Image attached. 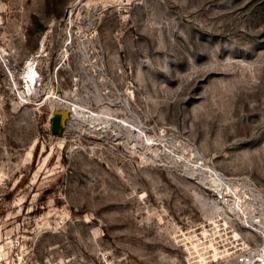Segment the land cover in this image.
I'll return each mask as SVG.
<instances>
[{
    "label": "rangeland",
    "instance_id": "obj_1",
    "mask_svg": "<svg viewBox=\"0 0 264 264\" xmlns=\"http://www.w3.org/2000/svg\"><path fill=\"white\" fill-rule=\"evenodd\" d=\"M1 12V39L27 54L48 31L61 57L38 97L5 105L0 264L264 262V0ZM57 101L81 114L58 134Z\"/></svg>",
    "mask_w": 264,
    "mask_h": 264
},
{
    "label": "built area",
    "instance_id": "obj_2",
    "mask_svg": "<svg viewBox=\"0 0 264 264\" xmlns=\"http://www.w3.org/2000/svg\"><path fill=\"white\" fill-rule=\"evenodd\" d=\"M0 0V29L5 24L4 16L1 12ZM61 52L54 42L48 38V31L43 33L37 44V48L27 54L23 53L19 44L7 43L0 38V148L5 125V105L8 101L19 100L23 104L30 103L32 99L38 97L44 89V85L54 82L50 76L52 70L50 61L52 58L58 62ZM52 89L50 90L51 93ZM46 97H49L46 96ZM40 106L44 102L38 103ZM75 104L57 101L53 104L48 116V127L57 109H69L70 116H74ZM68 118V120H69ZM67 120V121H68ZM221 176V175H220ZM216 185H220L224 178L217 177ZM9 192L8 178L0 173V203L7 199ZM44 264H63L59 261L48 260ZM94 264H125L121 258L105 252Z\"/></svg>",
    "mask_w": 264,
    "mask_h": 264
},
{
    "label": "water",
    "instance_id": "obj_3",
    "mask_svg": "<svg viewBox=\"0 0 264 264\" xmlns=\"http://www.w3.org/2000/svg\"><path fill=\"white\" fill-rule=\"evenodd\" d=\"M70 116L69 109H57L54 112L52 118V130L54 133L58 134L66 126V122Z\"/></svg>",
    "mask_w": 264,
    "mask_h": 264
},
{
    "label": "bare ground",
    "instance_id": "obj_4",
    "mask_svg": "<svg viewBox=\"0 0 264 264\" xmlns=\"http://www.w3.org/2000/svg\"><path fill=\"white\" fill-rule=\"evenodd\" d=\"M1 4H2V2H1ZM75 113H76L78 116L81 115V114L77 111V107H76V106H75V111L73 112V114H75ZM83 115H85V114H83ZM0 173H1V172H0ZM211 176H212V178H213V181H215V182L217 181V179H218L217 177H218V176L221 177L220 174L217 173V172H216V173H212ZM256 259H257V258H256L255 256L252 255L250 258H248V259L245 260V261H246V264H254V262L256 261ZM259 264H264V262H263V263L261 262V263H259Z\"/></svg>",
    "mask_w": 264,
    "mask_h": 264
},
{
    "label": "crops",
    "instance_id": "obj_5",
    "mask_svg": "<svg viewBox=\"0 0 264 264\" xmlns=\"http://www.w3.org/2000/svg\"><path fill=\"white\" fill-rule=\"evenodd\" d=\"M30 153H32V151H31V152H29V154H30ZM30 155H31V154H30Z\"/></svg>",
    "mask_w": 264,
    "mask_h": 264
}]
</instances>
